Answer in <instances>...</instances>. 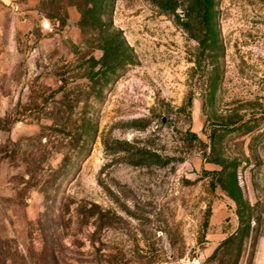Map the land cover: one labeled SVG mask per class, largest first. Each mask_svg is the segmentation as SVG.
I'll return each mask as SVG.
<instances>
[{"label": "rangeland", "instance_id": "rangeland-1", "mask_svg": "<svg viewBox=\"0 0 264 264\" xmlns=\"http://www.w3.org/2000/svg\"><path fill=\"white\" fill-rule=\"evenodd\" d=\"M0 264H264V0H0Z\"/></svg>", "mask_w": 264, "mask_h": 264}]
</instances>
